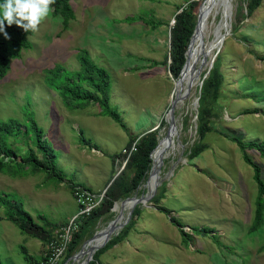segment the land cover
Returning a JSON list of instances; mask_svg holds the SVG:
<instances>
[{
  "label": "rangeland",
  "instance_id": "374dc122",
  "mask_svg": "<svg viewBox=\"0 0 264 264\" xmlns=\"http://www.w3.org/2000/svg\"><path fill=\"white\" fill-rule=\"evenodd\" d=\"M203 1L70 0L75 17L67 28L51 13L39 31L29 35L31 47L11 58L0 78V120L14 118L21 130L7 142L18 160L31 152L45 162L28 124L31 115L42 129L43 143L54 153L55 173L30 165L13 169L15 174L0 171V194L14 196L38 224L50 222L46 228L52 241L21 233L0 206L3 264H34L23 258L22 245L38 259L55 252V261L63 264H84L88 257L85 264H264V209L262 224L251 230L258 191L243 153L260 166L263 181L264 157L254 148L242 151L230 139L264 144V0H228V34L199 74L200 84L191 86L188 94L187 84L176 88L177 78L169 69L170 29L177 12L187 8L188 47ZM215 5L208 20L216 15L218 23L221 13L213 12ZM210 31L213 28L205 32L207 42L213 36ZM82 48L108 71L109 102L124 127L96 103L66 107L59 93L45 84L44 70L56 64L80 71L77 51ZM176 96L174 148L162 158L154 192L147 185L150 168L131 195L152 193L135 205L138 217L130 223V208H123L118 220L123 226L94 244L99 246L88 256V239L121 209L123 199L115 201L111 216L99 218L91 235L65 257L75 222L88 216L70 223L78 210L70 181L103 199L105 187L135 151L137 137L146 133L154 142L150 157L156 168L153 152L168 132ZM199 145L202 150L192 155L191 149ZM81 249L83 254L75 258Z\"/></svg>",
  "mask_w": 264,
  "mask_h": 264
},
{
  "label": "trees",
  "instance_id": "16d2710c",
  "mask_svg": "<svg viewBox=\"0 0 264 264\" xmlns=\"http://www.w3.org/2000/svg\"><path fill=\"white\" fill-rule=\"evenodd\" d=\"M0 3H3V0H0ZM190 4H192V2H189V5ZM52 7L54 8L52 15H59L62 18L63 28H67L69 21L75 17L70 0H56V3ZM189 17L190 14L187 8H183L175 15L173 19L174 25L170 29L169 69L175 78L179 77L186 59L187 20ZM221 19L222 16L220 17V20ZM5 32L7 33V37L4 32H0V78L6 75L10 67L11 58L20 57L22 49L31 47L29 35L32 32L26 33L15 24L8 26L6 22ZM77 60L81 66L80 71L69 72L63 69L59 64H56L53 68L45 69V84L59 93L62 103L66 107H77L89 102L96 103L100 106L105 115L110 116L115 122L124 127V123L121 121L118 111L112 107L109 102L110 77L108 71L94 63L86 49L82 48L77 51ZM83 83L90 88H87ZM28 124L30 125L31 131L34 133L37 148L44 155L45 162L41 161L31 152L25 157H20V160H18L16 152L9 146L7 140L9 135L21 130V124L14 118H8L7 120H0V171L8 170L10 174H15L14 171H16V168H23L26 165H30L33 170L49 169L51 173H55L54 153L50 147L43 143L42 129L37 125L31 115L28 119ZM230 139L234 140L242 151H244L246 147L254 148L264 157L263 143L254 141L244 143L238 137H230ZM153 145L154 142L149 133L143 134L139 138L135 146V151L130 154L123 169L108 187L100 204L88 214L82 223L76 222L77 227L72 233L71 240L66 247L65 257H70L74 253L79 240L91 235V227L99 218L104 219L111 216V208L115 201L130 197L136 191L146 172L151 168L150 155L154 147ZM201 150V146L199 145L191 149V154L196 155ZM155 153L156 150L153 156ZM243 158L245 162L252 167V178L257 185L258 191L254 220L251 225V230H254L263 222L264 181L261 177L260 166L253 162L245 153H243ZM75 185L81 184L70 181L69 187L72 193ZM152 200L157 201L158 196H154ZM0 206L5 208V219L13 222L21 233L37 238L44 243L52 242L51 235L46 228V226L51 225V223L46 221L45 225L38 224L33 216L24 210L22 203L16 200L14 196L8 193L0 194ZM138 214L139 210L135 208L132 212L130 223L138 217ZM39 217L43 216L39 215ZM124 228L125 227H123V229ZM21 252L26 261L34 264L46 263L52 254L51 251L47 252L38 259L32 256L23 245L21 246ZM0 264L3 263L0 261ZM55 264L63 263L61 261ZM88 264L93 263L89 262Z\"/></svg>",
  "mask_w": 264,
  "mask_h": 264
},
{
  "label": "bare ground",
  "instance_id": "6f19581e",
  "mask_svg": "<svg viewBox=\"0 0 264 264\" xmlns=\"http://www.w3.org/2000/svg\"><path fill=\"white\" fill-rule=\"evenodd\" d=\"M213 3H216L213 12H215V14L216 13L219 14L220 12L222 16V19L219 20L218 23H215L216 15L214 18L211 19V21L208 20L210 13H212ZM230 16L231 15L229 13L228 0H204L203 1L202 7L200 11L198 12V18H197L198 26L197 28H195V30L191 34V39L189 41L190 50L188 49V52H187V62H186L185 68L183 70L182 76L180 77V80L176 81L177 89H179V87H183L185 84H188V83L191 84V86H193L196 83H199L197 82L199 81L198 80L199 74L202 72V70H205L206 66L208 67L211 64L212 60H214L219 50V47L222 43V40L228 34V31L230 28L229 26ZM207 28H213V31L212 32L210 31L211 34L213 35L212 39L208 42L204 40L205 32L207 31ZM190 93L191 92H189L188 94ZM167 133H168V137H164L155 149L156 153L153 156V158H154L156 166L159 161V158L160 157L163 158L164 154L166 153L168 149L174 148L173 137L177 133L176 127L170 128ZM154 176L155 174L150 172L148 182H147L149 189L153 185ZM130 204H131L130 201H125L123 204H121L122 211H123V208L129 207ZM118 220H120V218H118L117 221ZM101 239H102V235H100L94 241H88L85 247L88 248L89 246L100 242Z\"/></svg>",
  "mask_w": 264,
  "mask_h": 264
},
{
  "label": "clouds",
  "instance_id": "9594fccd",
  "mask_svg": "<svg viewBox=\"0 0 264 264\" xmlns=\"http://www.w3.org/2000/svg\"><path fill=\"white\" fill-rule=\"evenodd\" d=\"M56 0H3L0 3V32H5V22L8 26L15 24L26 33L38 32L42 22L54 12L52 7Z\"/></svg>",
  "mask_w": 264,
  "mask_h": 264
},
{
  "label": "water",
  "instance_id": "95a60500",
  "mask_svg": "<svg viewBox=\"0 0 264 264\" xmlns=\"http://www.w3.org/2000/svg\"><path fill=\"white\" fill-rule=\"evenodd\" d=\"M229 6V5H228ZM182 9V8H180ZM180 12V11H178ZM177 12V13H178ZM198 26V22L196 23V27L197 28ZM188 49H189V45L187 47V50H186V55H187V52H188ZM186 62H187V57L185 59V62H184V65L181 69V72H180V75L179 77L177 78V81L180 80V77L182 76V73H183V70L185 68V65H186ZM191 87V84H187V90L186 91H189ZM177 96L176 98L171 102V106H170V109H169V114H168V117H169V120H170V123H169V128H172V127H175V123H174V116H173V108H174V105L177 101ZM142 135L138 136L136 141L139 140V138L141 137ZM165 137H168V133L165 135ZM126 161H127V158L124 160L122 166L119 168V170L115 173V175L113 176V178L110 180V182L108 183V185L105 187L104 191L111 185V183L113 182V180L117 177V175L120 173V171L123 169L124 165L126 164ZM161 163H162V158L160 157L159 158V161L157 163V166L156 168L155 167H151V172L153 174H155L156 178L154 179V182H153V188L151 190V192H154V188L156 187V180H157V177H158V172L160 171L161 169ZM152 196V193H150V195L147 197V196H144V193H142L139 197L135 195L131 196V197H127L125 199L122 200V204L125 202V201H130L131 204L129 206L130 208V211H129V217L128 219L130 218V216L132 215V212H133V209L135 207V205L139 202H144V201H147L150 197ZM121 215H122V209L120 210L119 214L117 215V217L115 219H113L108 225L107 227L104 229V230H101V231H98L97 233H94L89 239L88 241H94L96 240L100 235H102V240L103 242H105L109 236L111 235V233H113L116 229H118L119 227H122L124 223H121V222H118L117 219L118 218H121ZM127 219V220H128ZM126 220V222H127ZM99 245H92L89 249H88V256L91 255V252H93L94 249H96ZM81 254H83V249H81L78 253L75 254V258H78ZM90 259V257H88L85 261H84V264Z\"/></svg>",
  "mask_w": 264,
  "mask_h": 264
},
{
  "label": "built area",
  "instance_id": "2783aa9c",
  "mask_svg": "<svg viewBox=\"0 0 264 264\" xmlns=\"http://www.w3.org/2000/svg\"><path fill=\"white\" fill-rule=\"evenodd\" d=\"M133 148L136 149L135 146ZM128 157L129 155H127L126 158L128 159ZM73 195L78 203V210L70 219V223L78 220V218L83 215L89 214L102 200V195L97 196L91 193L86 188H83L81 185H75L73 187ZM54 254L55 252H52L49 260L44 264H55L56 259L54 257Z\"/></svg>",
  "mask_w": 264,
  "mask_h": 264
},
{
  "label": "crops",
  "instance_id": "0c3cea01",
  "mask_svg": "<svg viewBox=\"0 0 264 264\" xmlns=\"http://www.w3.org/2000/svg\"><path fill=\"white\" fill-rule=\"evenodd\" d=\"M76 184H78V183H76ZM83 186H84V185H83ZM84 187H86V188H87L88 190H90V191H94V190H92L91 188H89V187H87V186H84ZM24 210H25V209H24ZM25 211H26V210H25ZM27 212H28V211H27ZM28 213H29V212H28ZM74 214H75V213H74ZM74 214H73V215H74ZM73 215H72V216H73Z\"/></svg>",
  "mask_w": 264,
  "mask_h": 264
}]
</instances>
